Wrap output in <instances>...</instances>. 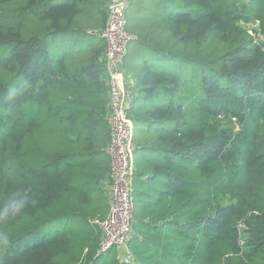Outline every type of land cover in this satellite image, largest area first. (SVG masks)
Masks as SVG:
<instances>
[{"label":"trees","instance_id":"1","mask_svg":"<svg viewBox=\"0 0 264 264\" xmlns=\"http://www.w3.org/2000/svg\"><path fill=\"white\" fill-rule=\"evenodd\" d=\"M108 1L0 0V205L35 199L0 223V264H96L111 249L95 222L109 210L106 42L90 33ZM127 8L124 69L154 52L135 74L128 116L147 129L132 140L155 151L161 186L134 193L126 248L102 264H264V0H151L142 20Z\"/></svg>","mask_w":264,"mask_h":264},{"label":"built area","instance_id":"2","mask_svg":"<svg viewBox=\"0 0 264 264\" xmlns=\"http://www.w3.org/2000/svg\"><path fill=\"white\" fill-rule=\"evenodd\" d=\"M127 0H109L107 17L100 30L90 31L106 42L105 66L107 73L110 140L106 152L110 157L109 210L103 220H95L103 228L100 251L114 247L126 248L132 222V164L134 150L133 124L128 116L131 106L133 80L128 77L124 62L129 43L134 36L127 31ZM258 21L251 24L256 28ZM255 35L253 30H249ZM258 37L262 36L258 33Z\"/></svg>","mask_w":264,"mask_h":264},{"label":"crops","instance_id":"3","mask_svg":"<svg viewBox=\"0 0 264 264\" xmlns=\"http://www.w3.org/2000/svg\"><path fill=\"white\" fill-rule=\"evenodd\" d=\"M63 2L66 0H57L58 2ZM128 14L132 13L135 17L136 20H142L145 19L149 16V13L151 11V0H128ZM128 9V8H127ZM127 14V12H126ZM134 36L135 40V33H132ZM133 40V41H134ZM131 41L127 47L128 49L133 47L134 42ZM126 51V55H127ZM153 51H147L146 53L142 54L141 52H134L130 55V63L133 65V70L128 71L126 68V73L128 77H130L133 80V86L131 88V93H132V100L135 99L137 91H138V82L136 84V78L135 74L138 71V68L141 64L144 63V61H147L149 63H152L150 60L153 58L151 55L153 54ZM127 58V57H126ZM131 100V101H132ZM133 128H134V134L137 129L140 131L146 130L147 127L145 125H142L140 122H134L133 123ZM141 133L139 134V136ZM135 143V142H134ZM156 159V153L152 149H147L143 147H138L133 150L132 156H131V161H132V166H133V174H132V206L134 203V193H137L141 195L143 191L148 188V186H158L160 187L158 183L156 184V181L154 180V176L152 174V169H153V161ZM107 162H109V165L111 167V161L109 155L107 156ZM138 175V176H137ZM139 200H142V198H137Z\"/></svg>","mask_w":264,"mask_h":264},{"label":"clouds","instance_id":"4","mask_svg":"<svg viewBox=\"0 0 264 264\" xmlns=\"http://www.w3.org/2000/svg\"><path fill=\"white\" fill-rule=\"evenodd\" d=\"M18 92V88L13 86L8 89V98H14ZM29 204H35L34 196L31 190H17L9 195V197L0 205V223L9 222L20 215ZM11 244L8 234L0 232V249H5Z\"/></svg>","mask_w":264,"mask_h":264},{"label":"rangeland","instance_id":"5","mask_svg":"<svg viewBox=\"0 0 264 264\" xmlns=\"http://www.w3.org/2000/svg\"><path fill=\"white\" fill-rule=\"evenodd\" d=\"M109 253L107 255H111V256H114V252H115V248H111L109 251ZM107 255H102L97 261H96V264H102L103 263V260L108 258Z\"/></svg>","mask_w":264,"mask_h":264}]
</instances>
